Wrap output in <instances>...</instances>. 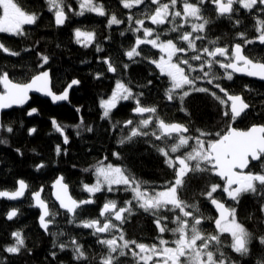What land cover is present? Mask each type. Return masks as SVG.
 Returning <instances> with one entry per match:
<instances>
[{"label": "trees", "instance_id": "trees-1", "mask_svg": "<svg viewBox=\"0 0 264 264\" xmlns=\"http://www.w3.org/2000/svg\"><path fill=\"white\" fill-rule=\"evenodd\" d=\"M14 2L26 13L37 15L38 20L33 25H25L24 34L21 36L0 33V43L9 49L8 53L0 50V71H7L13 82L26 83L40 71L49 69L51 88L55 93L62 92L73 79L79 80L80 84L72 89L69 100L64 104L53 106L48 100L33 96L27 107L2 114L1 124L12 127L14 132L7 133L0 130V139L7 140V144H0V191H14L18 180L21 179L27 184L28 190L23 199L17 203L0 200V264H81L73 258L75 253L71 246L72 240H77L85 250L87 260L84 264H101V259L108 255V248L97 242L98 237L92 235L91 229L77 225L81 220L87 219L99 218L103 221L104 218L100 217V209L107 199H115L120 208L125 206V201L132 199V193L130 191H121L118 194L105 191L97 193L92 197L95 203L78 210L79 215L73 220L72 216L59 210L52 201L51 183L58 176H62L74 199L79 201L89 198L90 194L83 190L82 182L93 184L94 168L103 160L105 164L111 163L127 169L138 182H144L142 190L147 189L149 194L153 193V190H163L169 181H174L175 172L165 163V157L157 151V146L170 147L176 142L174 139L176 135L166 140H155L151 133L156 131L159 134L156 126L158 120L183 124L189 129L186 136H198L197 129L209 132L212 136L208 139L216 138V133L225 134L230 127L247 130L251 126L264 125V82L235 75L232 81L226 79L220 81L231 93L241 95L250 104L247 115L232 122L223 115L225 111H229L228 102L221 104L210 94L191 93L183 104L178 98L169 101L166 91L171 88V83L149 62V60H157L160 56V52L151 45L140 46L142 57L136 58L140 62L131 63L128 60L126 51L134 46L137 36H142V32L133 34L130 30L131 27L136 26L134 24L136 19H144V26L160 33L162 41L177 36V33L170 32L171 24L152 25L146 18L157 7L151 4V0H145V4L131 9H125L121 0H94L103 5L105 16L88 12L79 16L73 12L68 13L65 8L70 18L63 25L55 23L54 11L49 10L46 0H14ZM162 2L170 4V0H162ZM64 3L70 4L73 10L77 8V0H64ZM234 7L239 8V5ZM182 9L183 0H178L175 9L170 8V11H182ZM202 13L211 21V26L210 30L199 33L205 38L203 41H196L198 48L212 49L221 46L231 49L235 43H243L237 35L238 32H245L248 39H254L259 35L255 28L254 14L245 9L239 8L235 14L241 21L239 25H234L227 18L221 17L211 4H206L202 8ZM110 15H115L122 23L109 26ZM130 15L133 21H129ZM189 21L191 22L190 18ZM176 22L180 23V18H177ZM77 29L92 31L93 42L89 45L78 44L74 36V31ZM181 31H191V23H186ZM121 32L125 34L122 36ZM210 41H216V45H211ZM97 46L104 51L97 52ZM181 46L186 47L183 44ZM12 52L18 55H12ZM191 54L188 52L184 55ZM244 54L254 61L263 62L264 45L256 42L246 45ZM41 56L48 57V64L43 67ZM143 57L148 59H142ZM102 58H110L118 68V73L122 74L107 72V65L101 62ZM125 63L130 64L126 72L121 67ZM192 63L198 64L195 61ZM185 70L187 72V69ZM223 71L219 65L214 66L216 75L222 76ZM97 73L102 74L101 79L95 78ZM190 75L196 76L198 73L193 72ZM149 80L152 81L151 84H148ZM118 81L131 86L135 93L143 92L142 105L155 107L156 113L142 117L134 116L132 111L135 103L129 100L118 103V107L112 111L111 120L103 119L100 100L109 96ZM197 86L208 87L202 80L197 82ZM213 90L217 91L222 99H226L218 90ZM182 107L185 111H180ZM31 108H37L38 114L28 116L27 112ZM149 116L154 123L143 129L149 132L148 136L133 137L131 140L125 139L124 144L118 143L120 139L130 135V127H123L122 122L132 119L133 126H140L138 122ZM53 119L64 129V135L69 139L68 144L63 143V137L55 130ZM115 121H120L121 125L113 129L112 124ZM33 127L37 129L36 133L29 135L28 130ZM89 127L93 131H88ZM57 145L61 148L60 155L56 154ZM194 146L195 140H191L189 146L180 151V155L191 151ZM17 149L22 155L17 153ZM114 152H118L120 157L113 156ZM41 163L45 167L38 171L37 166ZM257 164H251L250 168L253 172L261 171ZM192 165L193 162H190V166ZM86 168L89 169L88 172L84 171ZM189 175H194L195 178L182 189L181 199L200 207L201 214L205 217L198 226L202 235L216 234L213 226L216 216L210 202L201 196V192L213 183L220 184L223 188L224 183L214 173L196 172ZM40 188H43V199L49 205L48 220L52 221L46 233L38 225L37 210L32 208L31 195ZM214 195L219 201L225 202L230 209L236 208L237 220L252 233L248 255L240 256L228 247L231 243L228 234L221 236L222 245L217 246L219 251L215 252V255L219 256V253L223 252L225 258L233 260L235 264H264V245L259 243V237L264 235V213L260 211L264 192L246 193L240 197L239 203L228 198L222 190H218ZM11 209L17 210V216L7 221L6 215ZM158 215H167L171 220L174 213L162 211ZM209 217L211 219H208ZM154 219L153 214L144 212L133 201L131 214L126 212L122 223H116L114 220L113 223L121 228L125 240L151 245L160 236L153 222ZM168 228H175V224L168 223ZM15 231L22 232L27 249V251L22 250L19 255L3 251L6 246L14 243L11 233ZM109 237H112L110 232L99 235L100 239ZM163 238L171 240L174 238V233L165 232ZM60 243H65L69 247L60 251L56 247ZM98 249L99 251L96 252ZM52 252L57 253V259L53 260ZM119 260L121 264H136V259L130 256V252L126 256L119 257Z\"/></svg>", "mask_w": 264, "mask_h": 264}, {"label": "snow or ice", "instance_id": "snow-or-ice-1", "mask_svg": "<svg viewBox=\"0 0 264 264\" xmlns=\"http://www.w3.org/2000/svg\"><path fill=\"white\" fill-rule=\"evenodd\" d=\"M125 9H131L134 6L145 4V0H121ZM178 0H170L169 3H163L162 0H151V4L157 5L154 12L146 18L150 20L152 25H165L171 24L170 32L177 33L175 38H169L166 41L161 40V35L155 32L154 29L145 27L144 19H136L135 25L131 27L133 34L143 32V38L137 36L132 46L126 51L125 55L131 63H138L136 58L142 57L141 45H151L153 48H158L161 53L159 60H149L159 69V74L170 78L171 88L166 91V96L169 101L178 98L180 103L183 104L186 97L191 93H204L210 94L221 104L228 101L230 104V111H225L223 115L230 121L235 122L242 119L247 115V110L250 104L246 102L245 98L239 94H233L221 84L222 79L232 81L234 74L240 73L248 77H259L264 80V62L255 61L250 59L244 54V47L246 45L254 44L257 40L261 45H264V0H183L182 11H170L175 9ZM79 5V12L74 14L83 16L85 12L96 13L99 16H105L103 5L95 3L94 0H77ZM50 5L49 10L55 9V23L57 25L65 24L66 20L70 17L65 11L67 8L68 13L74 12L70 4L65 5L64 0H48ZM206 4L214 6V11L221 17L227 18L234 25H239L241 21L236 18L235 14L239 8L253 13L255 16V28L259 33L254 39H248L245 32H238L243 43H235L231 49L215 46L210 49L209 47L198 48L196 41H203L204 36L199 33H204L210 30L211 21L204 17L202 8ZM239 5V8L234 7ZM0 33L11 34L14 36L23 35V28L25 25H33L37 22L38 16L35 14H28L21 9L14 0H0ZM171 16V20H169ZM177 18H180V23H177ZM189 18H193L196 22H190ZM129 21H133V17H128ZM122 21L117 19L115 15L111 16L108 25H119ZM186 23H191V31H181L184 29ZM155 33V34H154ZM125 33L121 32L123 36ZM195 34V35H194ZM76 42L80 43L81 38L85 44H89L93 40L91 32H84L79 29L75 31ZM179 41L180 43H177ZM211 45H216V41H210ZM186 45L181 46V45ZM0 50L8 53L9 49L3 43H0ZM97 52H103L104 49L97 46ZM191 52V55H184ZM12 55H18L12 52ZM175 57V62H174ZM218 57L220 59H218ZM43 64H48V57L41 56ZM142 59H148L143 57ZM198 62L193 64L192 62ZM101 62L107 65V72L118 73V68L114 66V62L110 58H102ZM219 65L223 69L222 76H218L214 72V66ZM122 69L126 70L130 67L129 63H125ZM187 69V72L186 70ZM196 72L198 75L191 76L190 74ZM122 74V73H118ZM96 79H101L102 74L97 73ZM205 81L208 87L197 86L198 81ZM152 81L149 80L148 84ZM80 81L77 79L71 80L68 88L79 85ZM130 84V82H129ZM0 109H8L14 105H24L29 100V93H43L51 97L52 101H68L69 91L64 90L61 94H54L49 88V72L42 71L35 75L28 83H14L10 79L7 71H0ZM185 86H188L185 89ZM116 91L111 94L108 99H101L100 107L103 109L102 118L111 120L112 111L118 107L120 101L132 100L135 103L133 112L136 114L156 113L155 107H147L142 105L143 92L135 93L131 86H126L123 81H118L115 85ZM222 93L226 99H222ZM176 90H180V94L176 97L174 94ZM79 112L80 109L78 108ZM180 111H185L182 107ZM38 114L37 108H31L27 112L28 116ZM83 122V121H81ZM140 126H133L134 121L129 119L122 122L123 127H130V135L118 141L119 144H124L125 139L131 140L133 137L148 136L149 132L143 129L153 125L151 116L138 122ZM55 130L63 137V143H69L67 135H64V129L57 124L56 120H52ZM121 125L120 121H115L112 128L116 129ZM159 134L156 131L151 133L155 140L161 141L168 138H173L178 142H174L170 147H159L157 151L165 157V163L173 168L175 172L174 181H169L164 190L155 191L149 194L147 189L142 190L144 182H138L137 179L131 175L127 169L120 166H114L111 163L105 164L103 160L98 162L95 167L96 180L93 185L82 182V187L89 195V198L83 200H76L68 194V185L64 183V178L58 177L53 188L56 189L55 200L59 202V207L66 210V214H72L73 220L79 215L78 210H83L84 206L94 204L95 200L92 198L97 193L105 191L106 193L118 194L119 192L133 193L132 199L124 202L125 206L120 207L118 210L117 201L115 199H107L100 211V217L104 218L103 221L99 218L81 220L78 227H83L92 230V235L98 237L97 242L105 245L108 248V255L101 259V264H121L119 257L129 254L136 259V264H149L153 261L154 256H163V264H235L231 259H226L223 252L219 256L215 252L219 251L217 246L222 245L221 236L228 234L231 237V243L228 247L240 256H246L250 252L249 245L252 239V233L249 232L242 223L237 220L236 208H226L214 194L218 190H222L228 197L239 203V199L246 193L255 194L258 191L264 192V125L252 126L247 131L237 130L236 128H229L225 134L216 133V138L208 139L212 134L204 132L199 129V135L196 137L186 136L189 129L183 124L179 123H166L163 120L156 122ZM79 127V125H77ZM0 129L7 133H13L12 127H5L0 124ZM88 131H93L88 128ZM35 127L28 130L29 135L36 133ZM191 140H195V147L187 154L176 155L173 162V156L170 154L178 153L182 148L189 145ZM0 144H7V140L0 139ZM19 155H22L19 149L16 150ZM56 154H61L59 145L56 147ZM113 156L120 157L118 152H114ZM106 159V158H105ZM195 161V164L190 167V162ZM252 162H257L261 168L260 172H253L250 168ZM45 167L43 163L37 166L39 171ZM244 169H249L247 173ZM88 172L89 169H84ZM196 172H209L214 173L222 181L225 182L223 188L220 184L213 183L205 191L201 192V196L206 198L212 206L219 212V218L215 219V226L218 230L216 234L202 235L198 226L201 225L205 217L201 214V209L197 204L186 203L181 199L182 189L187 186V183L194 179V175L190 173ZM236 187H233V186ZM123 186V188H121ZM28 186L23 179L18 181V189L16 191H0V198H6L15 201L25 195V190ZM42 191V190H41ZM41 191L33 194L35 206L42 210L39 216L40 226L49 231V224L51 220L46 219L50 215L49 207L44 199L41 197ZM133 201L144 212H150L155 217L154 224L158 229L160 236L158 248L156 244L151 246L145 243H137L135 240H125L123 233L119 237L113 236L110 239H100V234L108 233L117 228L113 223V216H106L107 213H114L115 221H124V213L131 214ZM166 211L174 213L173 217L169 218L167 215H158V213ZM260 211L264 213V199L261 201ZM17 216V210L12 209L7 214V219L12 220ZM208 219H211L209 217ZM72 222V220H70ZM168 223L176 225L175 228L169 229ZM171 231L178 235V238L173 241L175 247H168V241L163 238L165 232ZM14 238V243L6 246L3 251L8 254L19 255L22 250L27 251L25 247V240L22 232L15 231L11 233ZM118 239L122 244H118ZM199 242V243H198ZM259 243L264 245V235L259 237ZM71 246L75 253L74 259L80 261L81 264L87 260L85 250L77 240L71 241ZM134 246V247H133ZM60 251L66 250L69 245L60 243L56 245ZM138 249L139 251H135ZM129 250V251H125ZM53 260L57 259V253L52 252ZM184 258L183 260L181 258ZM153 264H160V261H154Z\"/></svg>", "mask_w": 264, "mask_h": 264}, {"label": "water", "instance_id": "water-1", "mask_svg": "<svg viewBox=\"0 0 264 264\" xmlns=\"http://www.w3.org/2000/svg\"><path fill=\"white\" fill-rule=\"evenodd\" d=\"M54 19H55V16H54ZM256 43H258V44H260L259 42H258V40L256 41ZM261 45V44H260ZM255 62V61H254ZM264 62V61H263ZM48 71L49 72V88L51 89V91L54 93V94H61L64 90H68L69 91V95H70V93H71V91H72V89L74 88V87H76V86H74V87H72V88H68L67 86L70 84H68L65 88H64V90L62 91V92H60V93H55L53 90H52V88H51V76H50V70L49 69H44V70H42V71ZM42 71H40V72H42ZM39 72V73H40ZM38 73V74H39ZM37 75V74H36ZM235 76H239V77H244V78H248V79H250V80H253V81H257V82H264V80H261L259 77H248V76H246V75H243V74H240V73H236V74H234ZM34 77V76H33ZM32 77V78H33ZM31 78V79H32ZM31 79L28 81V82H30L31 81ZM28 82H26V83H28ZM14 83H16V82H14ZM33 96H37V97H39V98H41V99H45V100H48L53 106H58V105H61V104H64L66 101H52L51 100V97H49V96H46L45 94H43V93H36V92H30L29 93V100L27 101V103H25L24 105H14V106H12L11 108H8V109H0V124H1V118H2V114L3 113H5V112H9V111H11V110H13V109H18V108H25V107H27L29 104H30V102H31V98L33 97ZM228 104H229V111H230V104H231V102L230 101H228ZM132 114L134 115V116H139V117H142V116H145V115H147V114H149V113H145V114H136V113H134L133 111H132ZM255 126H258V125H255ZM252 127V126H251ZM250 127V128H251ZM231 128H234V127H231ZM249 128V129H250ZM249 129H247V130H249ZM1 130V129H0ZM238 130V129H237ZM247 130H241V131H247ZM187 133H184V135H186ZM173 135H176V134H173ZM255 163H257V162H252V164H255ZM247 170L248 169H244V172L245 173H247ZM215 175V174H214ZM216 176V175H215ZM58 177H61V176H58ZM57 177V178H58ZM218 179H220L218 176H216ZM56 178V179H57ZM55 179V180H56ZM55 180L51 183V186H50V188H51V198H52V201L54 202V204L59 208V210H61V211H63V212H66V210H64V209H61L60 207H59V202L58 201H56L55 200V192H56V189H54L53 188V184H54V182H55ZM221 180V179H220ZM19 181V180H18ZM222 181V180H221ZM65 183V182H64ZM27 185V184H26ZM233 187H236L235 185L233 186ZM18 189V182H17V185H16V189L14 190V191H16ZM27 190H28V188H26V190H25V194L27 193ZM42 190V191H41ZM38 191H41V197H42V199H43V188H40ZM9 192H12V191H9ZM34 193H36V192H34ZM34 193H32V195H31V199H32V208H34L35 210H37V212H38V214H39V216L42 214V210L40 209V208H38V207H36L35 206V200L33 199V194ZM68 194L69 195H71L70 194V191H69V187H68ZM25 196V195H24ZM23 196V197H24ZM23 197H21V198H18L17 200H15V201H11V200H8V199H6V198H0V200H6V201H8V202H11V203H17V202H19V201H21L22 199H23ZM221 202V201H220ZM47 203V202H46ZM221 203H223V202H221ZM224 204V203H223ZM47 205H48V203H47ZM225 205V204H224ZM212 206V205H211ZM48 207H49V205H48ZM225 207L226 208H228L226 205H225ZM102 209V208H101ZM101 209H100V211H101ZM212 209H213V211H214V213H215V215H216V219L217 218H219V212H218V210L214 207V206H212ZM12 210V209H11ZM10 210V211H11ZM118 210V209H117ZM9 211V212H10ZM8 212V213H9ZM7 213V214H8ZM110 213H112V212H110ZM108 214V213H107ZM113 214V220H114V213H112ZM69 216H72V214H68ZM39 216H38V225H39V227H40V229L44 232V233H46L47 231H45L41 226H40V222H39ZM15 218V217H14ZM13 218V219H14ZM49 217H47L46 219H48ZM6 220L7 221H11V220H8L7 219V215H6ZM116 222H120V221H116ZM51 226V223L49 224V227ZM214 227H215V229H216V226H215V222H214ZM217 230V229H216ZM218 231V230H217Z\"/></svg>", "mask_w": 264, "mask_h": 264}, {"label": "rangeland", "instance_id": "rangeland-1", "mask_svg": "<svg viewBox=\"0 0 264 264\" xmlns=\"http://www.w3.org/2000/svg\"><path fill=\"white\" fill-rule=\"evenodd\" d=\"M47 1V3H48V0H46ZM96 3V2H95ZM99 4V3H98ZM48 6H49V8H50V5L48 4ZM53 11H54V13H55V9H53ZM75 12H79V6H78V3H77V8L74 10V12L73 13H75ZM106 13V12H105ZM93 14H96V13H93ZM1 15H2V12H1ZM97 15V14H96ZM111 16L112 15H110L109 17H108V21H109V19L111 18ZM190 20H191V22H196V23H198L199 21H195L193 18H190ZM193 20V21H192ZM113 26V25H112ZM136 27H138V25H136ZM76 31V30H75ZM75 31H74V36H75ZM81 31H84V30H81ZM84 32H91L92 34H93V32L92 31H84ZM142 32V31H141ZM141 38H143V32H142V36H140ZM93 38H94V35H93ZM75 39L77 40V38L75 37ZM92 42H93V40H92ZM91 42V43H92ZM91 43H89V44H91ZM78 44H81V45H86L85 44V42L83 41V38H81V42L80 43H78ZM89 44H87V45H89ZM158 51H159V49L158 48H156ZM160 52V51H159ZM161 55H164V53H161L160 52V56ZM160 56H159V58H160ZM159 58L157 59V60H159ZM174 62H175V59H174ZM154 65V64H153ZM155 66V65H154ZM159 70V69H158ZM168 78V77H167ZM169 79V81H170V78H168ZM117 83V82H116ZM116 83H115V85H116ZM170 83H171V81H170ZM115 85H114V87H113V90H112V92L109 94V96H107L106 98H103V99H108V98H110L111 97V94L114 92V91H116V88H115ZM188 88V86H185V89H187ZM175 94L176 95H179L180 94V90H176V92H175ZM101 101V100H100ZM120 102H122V101H120ZM101 108V107H100ZM101 110H102V113H103V109L101 108ZM176 142H178V140H176ZM189 146V145H188ZM188 146H185L184 148H182L181 150H183V149H185V148H187ZM195 147V146H194ZM180 150V151H181ZM180 151L178 152V153H176V154H170V155H172L173 156V162L177 165V167H178V162H176L175 161V159H174V157L176 156V155H180L181 153H180ZM187 154V153H186ZM193 162V164H195V161H192ZM95 169V168H94ZM95 180H96V176H95V171H94V182H93V184L95 183ZM93 184H91V185H93ZM90 185V186H91ZM131 192V191H130ZM132 193V192H131ZM153 194V193H152ZM132 196H133V193H132ZM226 196L228 197V195L226 194ZM229 198V197H228ZM119 237V236H118ZM109 239V238H108ZM118 242V244H120V242H119V240L117 241ZM121 243H123L122 241H121ZM199 243V242H198ZM158 246V248L159 247H161L159 244L157 245ZM168 247H175V245L174 244H170V243H168V245H167ZM135 251H137L138 252V249H135ZM182 260L184 259L183 257L181 258ZM163 260H164V258H163ZM163 260L162 259H155V256L153 257V261H149V264H153V262L154 261H160V264H163Z\"/></svg>", "mask_w": 264, "mask_h": 264}, {"label": "flooded vegetation", "instance_id": "flooded-vegetation-1", "mask_svg": "<svg viewBox=\"0 0 264 264\" xmlns=\"http://www.w3.org/2000/svg\"><path fill=\"white\" fill-rule=\"evenodd\" d=\"M187 135V134H186ZM251 166V165H250ZM191 167V166H190ZM247 172H248V170H247ZM223 183H224V185H225V182L223 181ZM223 185V186H224ZM164 190V189H163ZM156 191H161V190H156ZM152 194V193H151ZM222 202V201H221ZM224 204H225V202H223ZM226 205V204H225ZM228 207V206H227ZM229 208V207H228ZM117 209H119V208H117ZM230 209V208H229ZM150 213V212H149ZM108 214H111L112 216H113V214L112 213H108ZM152 214V213H151ZM215 214V213H214ZM107 215V214H106ZM125 215V213L123 214V216ZM216 216V215H215ZM216 219V218H215ZM114 222H116L115 220H114ZM214 222H215V220H214ZM214 222H213V226H214ZM116 223H122V222H116ZM175 227H176V225H175ZM214 229H215V227H214ZM216 230V229H215ZM216 232H217V230H216ZM110 234H111V236L113 237V236H115V237H117L118 238V236L121 234V228L120 227H118L117 226V228L116 229H114V230H112V231H110ZM104 235V234H103ZM112 237H109V239L110 238H112ZM178 238V235L177 234H174V238H172L171 240H167V239H165V240H167L170 244H174L173 243V241L175 240V239H177ZM119 240V239H118ZM119 242H120V244H122L121 243V241L119 240ZM154 244H156V245H158L159 244V239H157V241L154 243ZM152 245V244H151ZM151 245H149V246H151ZM134 247V246H133ZM125 251H129V250H125ZM139 251V250H138ZM130 256H132L131 254H130ZM163 256H155V259H162L163 260Z\"/></svg>", "mask_w": 264, "mask_h": 264}, {"label": "bare ground", "instance_id": "bare-ground-1", "mask_svg": "<svg viewBox=\"0 0 264 264\" xmlns=\"http://www.w3.org/2000/svg\"><path fill=\"white\" fill-rule=\"evenodd\" d=\"M79 6V5H78ZM258 165V164H257ZM83 233V232H82ZM85 235H87V234H85ZM81 236V235H80ZM79 237V236H78ZM83 238H84V236H82ZM86 237V236H85ZM84 240V239H83ZM73 248V247H72ZM99 251V249L96 251V252H98Z\"/></svg>", "mask_w": 264, "mask_h": 264}]
</instances>
